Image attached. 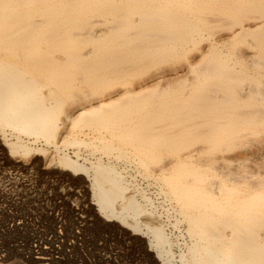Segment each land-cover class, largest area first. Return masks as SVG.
I'll use <instances>...</instances> for the list:
<instances>
[{"label": "bare ground", "instance_id": "6f19581e", "mask_svg": "<svg viewBox=\"0 0 264 264\" xmlns=\"http://www.w3.org/2000/svg\"><path fill=\"white\" fill-rule=\"evenodd\" d=\"M0 146L18 181L45 164L71 185L30 197H91L158 264H264V0H0ZM16 194L0 236L31 264L74 258L61 212L46 236Z\"/></svg>", "mask_w": 264, "mask_h": 264}, {"label": "rangeland", "instance_id": "374dc122", "mask_svg": "<svg viewBox=\"0 0 264 264\" xmlns=\"http://www.w3.org/2000/svg\"><path fill=\"white\" fill-rule=\"evenodd\" d=\"M200 45L203 47L206 46L207 41L204 40L203 42H201ZM199 54H200V50H198V49L192 50L190 53V56H193V58H191V60H193V61L195 59L198 60L200 58ZM174 67L163 66V67L158 68L159 70L156 69V72L163 73L164 71H168L165 73H169V74H172L171 76H173V75L175 76V74H177L178 72H179V74H184L187 71L186 65L180 67L178 69V72H177V70H171ZM162 68H164V70H162ZM147 76H148L147 73L138 75L136 77L134 83L130 84V86L131 87H135V86L139 87L138 85L143 84L144 78ZM116 87L123 88L122 86H116ZM237 151H239V149L235 150L233 153H235ZM233 153H231V154H233ZM6 154H8L7 151L5 153V151L3 150V147L0 146V156H1L0 157V190L4 194V197L1 200L3 202L9 203L8 201H11L13 199H17L12 195L19 192V194L17 193L18 195L16 194L15 196L16 197L19 196L21 199L17 203H15L14 206L18 205V207L22 208V212H24L26 215L29 213H37V215H36L37 218H36L35 224L38 222L42 224V226L40 227V230L42 232H44L46 234V236L50 235V232L53 228V224L56 221L55 217H57L56 216L57 211L61 212L63 219L66 220L67 229H69V230L73 229L76 233H78V234L80 233L79 234L80 238L77 240L78 252L77 251L73 252L74 258L73 257L71 258L69 256V255H71L70 253L68 256L66 255L65 257H68V258H64V261H63L64 264H73L75 262L77 264H138V263L139 264H158L155 262V260L153 261L151 259V257L148 255L149 252L146 250L147 248L144 245V243H140L138 241L134 242V241H130L131 239L122 238V237H124V236H122L123 232L120 233L117 229L113 230V229L103 227L102 224H100V222L102 223L103 218L101 219V217L99 218L97 216L92 215V213H91V209H92V206L90 204L91 203V197L88 196L87 199H82L80 202L76 201L77 203L73 200H70L68 203H66V201H60L61 199L49 200V199H35V198L30 197L29 196L30 194H33V193L37 192L38 190H39V192L45 191V189H46L47 193L50 191V189H51V191L54 190V191L61 193V191L70 188L71 185H67L68 181L62 176H60L61 178L55 177V175L48 177V175H50V171H52V170L50 168H46L47 166L45 164H42L41 168L43 171H46L47 173L48 172L49 173L45 176L43 175L44 177L42 176V174H40L39 171H38L40 174L39 176H42V177H39L37 173H36L37 177L34 174L32 177L31 176L32 173L24 172L26 170L31 171L28 169H21L22 171L21 170L19 171V172H23L24 175L26 174L28 177H30L31 179L33 178L35 180V181H33V179H32V181H33V182H31L32 185L29 184L30 178H28L27 176L24 177V180L22 179L21 181L20 180L18 181L19 177L15 176V171H13L14 169L11 168L9 165H6V163L4 162V158L7 157V156H5ZM19 160H23V159L19 158ZM24 163H25V161H22L19 163V165L24 164ZM35 171H37V170H35ZM56 175H58V174H56ZM52 178H53V180H52ZM44 179H46V180H44ZM139 179H141V178L139 177ZM16 181H18V182H16ZM43 181H44V183H43ZM48 181H50V182H48ZM47 183H49V184H47ZM33 184L35 187L37 184V187L35 188L33 186ZM83 184L86 185V183H83ZM46 185L48 186V188H45V187H47ZM52 185L54 187H52ZM55 185H57V186H55ZM84 189H85V187L84 188L81 187V190H84ZM78 190H80V189H78ZM86 191H87V189H86ZM82 192H84V191H82ZM82 192L79 193L80 198H81ZM51 193H53V192H51ZM84 194H85V192H84ZM86 197H87V195H86ZM85 200H87V201H85ZM58 203H60V204H58ZM83 209H86V210H84L86 212H84ZM81 210L83 211L82 213H80ZM70 211H72V212H70ZM89 213H91V214H89ZM24 218H25L24 216H23V218L19 217L17 220H19V219L23 220V226H25L27 224L30 231L29 232L26 231L25 230L26 228L24 227L25 229L22 230V233L28 232L29 234H32L36 228V225H33V223H31V221L27 223V221ZM16 223H18V221H16ZM57 228L58 227H56V230H57ZM26 240H27L26 236H23L22 234H19V235L17 234L16 239L13 238L12 236L11 237L7 236L6 238H4L3 236H0V246H2L3 250L5 249L4 253L14 250V254H12V256L9 260L10 261L9 264H31L30 263L31 259H34V260L39 259V258H37L39 255L38 253H34L31 256V258L30 257L28 258V255L21 256V254L19 252H17L16 249H21V248L27 247V243H26L27 241ZM141 245H143L144 247ZM75 257H77V261L75 260ZM141 259H142V262H140Z\"/></svg>", "mask_w": 264, "mask_h": 264}, {"label": "built area", "instance_id": "2783aa9c", "mask_svg": "<svg viewBox=\"0 0 264 264\" xmlns=\"http://www.w3.org/2000/svg\"><path fill=\"white\" fill-rule=\"evenodd\" d=\"M57 227H58V228H57V231L63 229V226H61V225H58Z\"/></svg>", "mask_w": 264, "mask_h": 264}]
</instances>
